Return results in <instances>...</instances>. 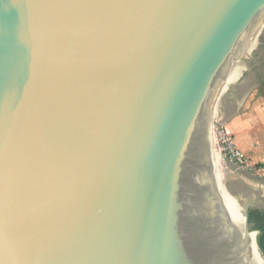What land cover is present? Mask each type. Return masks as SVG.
I'll return each mask as SVG.
<instances>
[{"label": "water", "instance_id": "obj_1", "mask_svg": "<svg viewBox=\"0 0 264 264\" xmlns=\"http://www.w3.org/2000/svg\"><path fill=\"white\" fill-rule=\"evenodd\" d=\"M262 26L264 0H0V264H258L209 127Z\"/></svg>", "mask_w": 264, "mask_h": 264}, {"label": "rangeland", "instance_id": "obj_2", "mask_svg": "<svg viewBox=\"0 0 264 264\" xmlns=\"http://www.w3.org/2000/svg\"><path fill=\"white\" fill-rule=\"evenodd\" d=\"M251 33L254 35L249 40L248 44H247V39H246L242 48L239 50V52L236 54V56L233 58V60L228 66L230 68L232 66V68L229 70L230 72L227 73V76H226L227 78L225 77L224 81H226V79H232L233 80L232 84L225 85V87L222 89V92L219 98L222 95L223 96L220 98V100L217 101V103L215 102L216 110H215L214 123H213L215 133L218 130H224L225 132H227L222 122L225 118V114L222 112L223 105L224 104L226 105L227 101L232 96H236L238 98L240 96L239 94H242V92L244 93L245 91H247L250 83L259 81L257 78L253 77L254 76L253 74L251 73L248 74V72H249V64L253 60L252 55H254L255 49L258 47L259 39H262L264 36V26H262V28L259 27L258 30L257 29L251 30L248 36H250ZM259 47H262V46H259ZM237 73H239L238 77L236 75ZM241 75L243 76L242 78H240ZM220 102H222V104ZM215 150L218 154L219 176L222 182L224 183V186L226 187L227 192L232 197L235 198V200L239 203V205L243 208L244 211L247 209L248 206L264 207V189L260 188L261 187L260 184L249 179L247 176L243 175L241 172L237 170L234 171V169H232L229 166V163H232V164L234 163L229 161L226 158L225 159L222 158L219 155V151L216 146H215ZM248 173H250L253 176L259 177L257 174V170L248 171Z\"/></svg>", "mask_w": 264, "mask_h": 264}, {"label": "crops", "instance_id": "obj_3", "mask_svg": "<svg viewBox=\"0 0 264 264\" xmlns=\"http://www.w3.org/2000/svg\"><path fill=\"white\" fill-rule=\"evenodd\" d=\"M256 83V84H255ZM250 92L240 110L236 109L237 102L243 94L237 98L232 96L223 106L225 118L222 121L226 131L233 137L235 145L256 166L257 176H253L237 165L229 163L234 171H239L249 179L260 184L264 189V79L250 83Z\"/></svg>", "mask_w": 264, "mask_h": 264}, {"label": "bare ground", "instance_id": "obj_4", "mask_svg": "<svg viewBox=\"0 0 264 264\" xmlns=\"http://www.w3.org/2000/svg\"><path fill=\"white\" fill-rule=\"evenodd\" d=\"M247 42H249V40ZM228 72H230V71L228 70ZM236 75L238 77L239 73H237ZM232 82H233L232 79H226V81H222V83L219 86V89L217 91L216 102H217V100H218V98H219V96H220V94L222 92V89L225 87V85L232 84ZM213 110H214V112H213ZM215 110H216L215 102H213L212 103V114H211V120H210L209 129H210V133H211L210 134V140H211V143H212V146H213L212 160H213V166H214V177H215L217 189H218V192H219V195H220V199L222 201V204H223L227 214L229 215V217L231 218V220L233 221V223L235 224V226L237 227L239 232L242 234V236L247 241L248 246H249L250 250L252 251L253 255L255 256L258 264H264V259H263L262 255H261V253H260V251L258 249L255 235L254 234H249L247 229H246L243 208L239 205V203L235 200V198L232 197L227 192V189L224 186V183L222 182V180L220 179V176H219V161H218V154H217V152L215 150L216 138H215V132H214L215 130H214V128H213V133H212V127H213V123H214ZM219 155L221 156L220 152H219ZM221 157L223 158V156H221Z\"/></svg>", "mask_w": 264, "mask_h": 264}, {"label": "built area", "instance_id": "obj_5", "mask_svg": "<svg viewBox=\"0 0 264 264\" xmlns=\"http://www.w3.org/2000/svg\"><path fill=\"white\" fill-rule=\"evenodd\" d=\"M215 132V131H214ZM216 147L223 158L236 164L240 169L256 171L249 158L235 145L233 137L224 130L215 133Z\"/></svg>", "mask_w": 264, "mask_h": 264}, {"label": "trees", "instance_id": "obj_6", "mask_svg": "<svg viewBox=\"0 0 264 264\" xmlns=\"http://www.w3.org/2000/svg\"><path fill=\"white\" fill-rule=\"evenodd\" d=\"M249 227L252 232H257V244L264 256V210H248Z\"/></svg>", "mask_w": 264, "mask_h": 264}, {"label": "flooded vegetation", "instance_id": "obj_7", "mask_svg": "<svg viewBox=\"0 0 264 264\" xmlns=\"http://www.w3.org/2000/svg\"><path fill=\"white\" fill-rule=\"evenodd\" d=\"M252 57L253 60L249 64L248 74L251 73L254 75L253 77L257 78L258 80L259 79L263 80L264 79V36L262 39H259L258 47L255 49L254 55H252ZM242 77L243 76L241 75L240 78Z\"/></svg>", "mask_w": 264, "mask_h": 264}, {"label": "snow or ice", "instance_id": "obj_8", "mask_svg": "<svg viewBox=\"0 0 264 264\" xmlns=\"http://www.w3.org/2000/svg\"><path fill=\"white\" fill-rule=\"evenodd\" d=\"M0 176H2V172H0ZM4 216H5V198H4L3 185L2 183H0V242H2L4 239V232H3Z\"/></svg>", "mask_w": 264, "mask_h": 264}]
</instances>
